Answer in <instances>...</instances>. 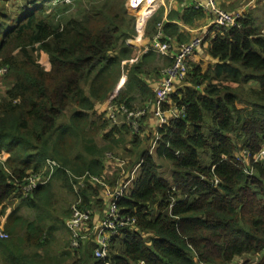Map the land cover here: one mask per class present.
Listing matches in <instances>:
<instances>
[{"label": "trees", "instance_id": "16d2710c", "mask_svg": "<svg viewBox=\"0 0 264 264\" xmlns=\"http://www.w3.org/2000/svg\"><path fill=\"white\" fill-rule=\"evenodd\" d=\"M8 1L0 0V220L6 216L7 234L0 238V264H64L63 255L47 250L57 226L48 225L44 214L34 220L19 215V207L39 209L48 202L50 181L71 189L70 181L84 178L77 204L83 209L97 203L103 189L90 184L91 175L112 189L135 168L116 200L134 225L118 228L106 259L96 258L87 243L69 264H231L250 255L264 264V164L247 175L234 159L235 152L254 154L264 146V34L253 18L213 29L206 49L202 43L196 50L205 49L213 62L203 68L189 61L171 97L184 111L151 137L144 134L150 145L157 130L162 134L150 153V145H141L142 128L132 134L125 125L110 126L95 106L107 99L133 108L136 96L153 99L142 77L159 76L173 61L152 50L140 53L126 40L145 31L151 36L163 9L149 6L142 16L131 0H24L14 7ZM82 4L88 10L77 19L70 10ZM162 29L169 36L177 32L173 24ZM40 53L47 55L48 68ZM158 60L162 67L154 65ZM71 107L69 120L60 122ZM120 145L128 156L124 171L108 175L104 159ZM48 161L56 163L52 171ZM158 161L171 164V179L160 176ZM31 173L46 183L24 197L21 186ZM11 197L19 205L9 213Z\"/></svg>", "mask_w": 264, "mask_h": 264}, {"label": "built area", "instance_id": "2783aa9c", "mask_svg": "<svg viewBox=\"0 0 264 264\" xmlns=\"http://www.w3.org/2000/svg\"><path fill=\"white\" fill-rule=\"evenodd\" d=\"M192 1L194 2L196 9L204 10L212 18L211 25L214 30L239 26L238 20L241 19V15L220 9L216 4V0H205L203 3L196 0ZM66 2H69V0H66ZM164 20L165 18L157 24L155 31L151 34L149 44L144 49L145 52L152 50L162 56H171L169 54L172 53L173 46L171 45L169 38L163 33L162 28L165 23ZM203 40V37L198 36L190 40L188 43H180L177 46V49L174 50V53L171 56L173 61L172 65L164 67L158 76L159 78L155 81V86L152 90L153 99H149L140 108H129L124 103H114L109 100L97 104L102 106L101 112L107 123L110 126L117 127L125 125L129 128L132 134H139V130L142 128V123L148 115L154 120L157 129L163 127L170 120L178 118L183 113L184 109L178 108L176 105L172 104L171 97L175 93L177 87L179 88L184 82L189 61L195 51L203 43ZM4 72L5 69L0 67V75H3ZM165 105L168 106V108L163 109V106ZM161 135L162 134L159 132L155 133V139L151 143L150 153L154 150L156 141L161 138ZM3 159V156L0 157V161ZM234 159L240 163L247 175H252L254 172V165L257 163L264 164V146L258 153L254 154H251L247 149L235 152ZM114 162L120 164V160L115 156H112V158L108 160V163L105 161L106 165L110 168L113 167ZM48 164L50 170L56 166V163L53 161H48ZM136 169L137 168L132 172L133 176L130 177V179L123 181V183L114 189L105 186L98 177L90 176L91 183L95 185L98 184L105 190L109 201L108 207L105 215L91 227L89 221L92 209L89 207L80 209L77 204H80L81 199L80 197H77L70 207L71 217L66 221V226L70 231V245L73 249L75 248L74 250L80 249L89 236L93 234L94 256L98 259H106L110 252L109 240L117 233L118 228L134 225V218L123 215L116 206V200L128 190L129 185L134 178ZM44 183H46V178L43 179L40 175L31 173L21 186L24 197L31 195L38 186ZM213 183L217 185L218 180H215ZM171 205L172 203L170 204V207ZM6 237L7 234L3 230H0V238L4 239ZM106 264L110 263L107 261ZM139 264L144 263L140 262Z\"/></svg>", "mask_w": 264, "mask_h": 264}, {"label": "crops", "instance_id": "0c3cea01", "mask_svg": "<svg viewBox=\"0 0 264 264\" xmlns=\"http://www.w3.org/2000/svg\"><path fill=\"white\" fill-rule=\"evenodd\" d=\"M196 1L203 3L205 0H196ZM137 2L138 3L143 2L142 4H137L138 7L140 8V15L145 16L144 10L149 8V6H153L151 11L152 10L156 11V9L158 10V9L162 8L163 9V18H165V20H164L165 23L166 24H173L177 27V32H176L175 36L166 35L169 38L171 45L173 46V51H172V53L169 54L171 56L174 53V50L177 49V46L180 43L188 42V41H190L193 38L198 37V36L203 37V39H204L203 45L206 49V46L208 45L209 41L215 35V32H214L213 27L211 25L212 24V18L202 9H200V10H202V12H200V11H196V9L191 8L194 6V2L192 0H137ZM256 2H257V0H216V4L219 7L222 6L224 8V10L226 9L230 13H238L241 15V17H244L246 14L250 13L251 10L257 8ZM230 4H231V6H230ZM151 11H150V13H152ZM155 11H153V12H155ZM188 11H190V15H188L187 19H185L184 15ZM192 13L194 15H192ZM145 33H146V31L143 33L142 36H138L136 38H128L126 40V42H127L126 44L129 45L131 48L139 51L140 53H147V52H145L144 49L149 44L150 34L145 35ZM178 36H179V38H178ZM205 49L202 51H199L200 49L198 51H196L192 55L190 62L198 60V59H203L205 61V63H207V64L212 63L213 59L210 58L207 55V53H205ZM171 56H168V57L164 56V57L171 59ZM160 72L161 71H159V75H160ZM1 77L2 76H0V78ZM145 80H146V78H145ZM155 81L156 80L154 78V80L151 81V83H149V82L147 83L151 90H153V87L155 86ZM146 120L149 121V124L153 123L152 120L147 119V118H145L143 122H145ZM145 126H146V123L143 125V128ZM154 131H155L154 127H151L149 129V132H147L146 136L151 137L152 133H154ZM128 136L125 137L127 142L130 139V135H128ZM127 145H128V143H126V146ZM120 146H122V145H120ZM127 160L128 159H120V164H118L116 162V163H114L112 168H109L108 166L105 167L106 168L105 173H106V171H109L108 175H110L111 173H113V172L116 173V171L119 170L120 174H122L123 173L122 171H124L123 169H124L125 164L127 163ZM137 171H138V169H137ZM108 178L110 180L113 179L111 177H108ZM122 179L118 180L117 185L112 187V189L118 187L123 182ZM83 181H84V178L79 179L76 182L70 181L71 189L73 190L76 199H77V197L80 196V188L83 186ZM89 182H90V184H92V186H95V184L91 183V181H89ZM98 198H99V201L97 203L92 201L91 206L89 207L92 209V214H91L90 221H89L91 227H92V225H95L96 222L99 221L105 215V212H106L107 207H108V202H109L108 196L105 193L104 189L100 188ZM10 212L11 211H9V213ZM66 219L67 220L69 219V215L63 221L64 222L63 226H64L66 234L68 236V239L66 238V240H65L66 248L64 250H66L65 252L67 253V255L69 253V259L73 260L74 257L77 256V254H75V253H77L76 251H78L80 249L74 250L70 245V239H71L70 238V231H69L68 227L66 226V221H67ZM1 222H3V225L5 224L6 216L1 219ZM0 230H3V229L0 227ZM87 243H89L88 245L91 244V246H92L91 250L93 251V247H94V235L93 234H91L89 236V238L86 240V242L84 244H87ZM39 253H40V250H39Z\"/></svg>", "mask_w": 264, "mask_h": 264}, {"label": "rangeland", "instance_id": "374dc122", "mask_svg": "<svg viewBox=\"0 0 264 264\" xmlns=\"http://www.w3.org/2000/svg\"><path fill=\"white\" fill-rule=\"evenodd\" d=\"M14 2H15V5L13 4ZM24 2H25L24 0H9L7 3L12 4V7H14V6H18L20 3H24ZM65 2H66V0H65ZM66 3L70 4V1L66 2ZM142 3L143 2L138 3L137 0H131L132 5L142 4ZM82 5L83 6H80V8L76 11H75V8H71V10H70L72 13H74L73 16L76 17L77 19L84 18L85 14L88 10L86 5H84V4H82ZM230 6H231V4H230ZM256 7L257 8L251 10L250 13L246 14L245 17L247 16V17L253 18V20L255 21V26L260 27L259 29L264 34V0H257ZM220 9L224 10V8L222 6H220ZM224 11H227V10L225 9ZM131 12H133V11L131 10ZM131 12H130V14H131ZM39 56H40L39 61L41 62L43 67L48 68L49 64H48L47 55L45 53H40ZM190 64H197L200 67L206 68L210 63L207 64V63H205V61L203 59H198L195 61H191ZM154 65H158V67H162V63L160 62V60L154 62ZM0 76H2V75H0ZM142 78L144 80L146 78V82L151 83V81H153L154 78H155V80H157L159 77L155 73L149 72V73H146L145 76H143ZM246 87L248 88V87H257V86L254 83H248L246 85ZM84 88L86 89L87 87L84 86ZM4 91H5V87L3 85V78H0V96H2L4 94ZM141 99H142L141 97L136 96L135 100L132 102V106L134 108H140L146 102V101L141 100ZM106 100L107 99H105L104 101H106ZM104 101H102V102H104ZM102 102H98L97 104L102 103ZM97 104L95 106V110L97 112H101L102 106L97 105ZM73 110H74V107L69 108L65 112L64 116L61 118L60 122H67L69 120V117L72 115ZM147 119L152 120L153 123L149 124L148 120H146L145 122L142 123L143 139L141 140V145L145 146L146 148L150 147L151 145H150V143L147 142L148 140L147 141L145 140L144 134L146 135L147 132H149V129L151 127H154V129L156 130L155 122L153 119L150 118V115L147 116ZM145 123H146V126L143 128V125ZM157 132H158V130H157ZM96 141H97V143L101 142V138L99 137V135L96 136ZM145 141L147 142V145H146ZM129 147H131L133 149L132 146H129ZM2 156L3 155L0 153V157H2ZM112 156L126 157V159H128V156L123 151V146L115 147L113 149V152H108L106 159H104V161H106V163H108V160L111 159ZM202 161L204 163H208V158L206 156H202ZM158 163L161 165V167L159 168L160 176L163 178H166V179H171V175H172L171 164L168 162H165V161H158ZM49 185H50V188H49L50 194H48V197H49L48 202L46 204H44L42 207H40L39 209H36L35 207H32V208L19 207V215L26 218L27 220L36 219L38 214L46 215L47 216L46 223L48 225H50L51 221H52L57 226V229L54 232L53 239H51L49 241L50 244L47 247V250L49 252L48 255H51L52 257H59V256L63 255L66 258L64 261V264H69V263H71L72 260L69 259V255H67L65 252L66 250H64L66 248L65 240H66V238L68 239V236H67L65 228L62 224L64 223L63 221L66 218L65 213L66 212L69 213L70 207L75 202L76 198H75L73 190L70 189L69 187H67L66 185H64V182L62 180L50 181ZM18 205H19V198L18 197H11L7 201V204H6L7 212L16 209L18 207ZM70 217L71 216H69V218ZM0 227L2 229H4V225H3V222H1V220H0ZM84 246L85 245H83L81 248L83 249ZM39 254L43 255L44 252L40 250ZM258 261H259V256H257V255L251 256L250 255V256H245V257H237L233 260V262L231 264H257Z\"/></svg>", "mask_w": 264, "mask_h": 264}]
</instances>
